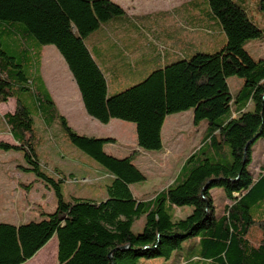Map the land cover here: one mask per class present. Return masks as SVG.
Listing matches in <instances>:
<instances>
[{
    "label": "trees",
    "instance_id": "16d2710c",
    "mask_svg": "<svg viewBox=\"0 0 264 264\" xmlns=\"http://www.w3.org/2000/svg\"><path fill=\"white\" fill-rule=\"evenodd\" d=\"M207 2L226 36L220 49L170 62L108 95L105 74L85 39L124 14L118 3L0 0V103L15 100L14 111L6 112L3 120L16 141H0V149L21 151L26 165L17 167L34 172L56 198L55 210L42 212L39 220L0 222V264H23L53 235L57 264L168 259L189 238L193 241L184 264H264V163L256 180L248 169L254 143L264 138V59L254 60L244 48L247 40L263 38L264 32L248 19L238 0ZM45 45H53L63 58L88 115L104 124L112 118L132 122L137 145L160 150L166 116L192 109L193 123L206 127L198 151L204 146L210 151L188 168L185 178L178 177L150 200H138L130 184L145 177L131 156L107 154L103 147L113 138L78 134L58 111L40 75ZM231 76L242 79L236 94L229 88ZM31 107L44 129L57 121L71 144L112 175L106 199H64L63 178L41 169ZM54 172L60 174L59 169ZM214 187L222 188L230 200L220 216L215 213ZM182 206H192L191 213L173 220L170 210ZM142 214L144 226L134 233L133 221ZM253 225L259 229L255 241L249 236ZM195 239L198 248L193 249Z\"/></svg>",
    "mask_w": 264,
    "mask_h": 264
},
{
    "label": "rangeland",
    "instance_id": "374dc122",
    "mask_svg": "<svg viewBox=\"0 0 264 264\" xmlns=\"http://www.w3.org/2000/svg\"><path fill=\"white\" fill-rule=\"evenodd\" d=\"M129 13L144 14L159 10H168L166 14H158L151 19L154 27L165 29L176 22L179 23L183 15L188 14L189 26L203 22L214 31L215 45H205L206 52L220 49L226 36L213 18L207 0H119ZM246 9L248 19L261 28L264 32V0H238ZM148 23V22H147ZM184 23V19H183ZM110 25V24H109ZM89 44V38L86 41ZM244 48L254 60L264 59V37L249 39L244 43ZM202 49V48H201ZM42 76L56 102L59 112L69 121L68 124L78 134L93 137L113 136L112 144L104 145L107 154L117 158L131 156V162L142 172V181L130 184L133 195L138 199L150 200L162 189L170 185L175 179L185 178L188 168L198 164L204 152H209V146L200 147L202 129L195 131V124L191 119L192 109L184 114L175 113L167 115L162 127V148L160 150H144L137 145L135 126L132 122L114 118L109 124H93L86 120L82 114L83 106L79 94L73 86L72 76L64 60L53 45H45L42 51ZM150 67L141 69L146 72ZM141 77L123 79L119 84V91L137 83ZM232 94L239 90L242 79L237 76L228 78ZM75 85V84H74ZM111 90V89H110ZM118 92V91H117ZM79 96V98H78ZM14 100V99H13ZM81 103V108L79 106ZM32 106V105H31ZM252 106L248 107L252 110ZM34 135L40 139L36 143V152L43 172L52 177L63 178L61 190L66 200L76 198L100 200L107 198V186L113 180L112 175L92 157L71 144L63 134L60 124L55 121L50 128L44 129L41 118L33 108ZM2 111V110H0ZM85 113V112H84ZM90 117V116H89ZM176 121V122H175ZM5 129L0 116V130ZM0 133V141L9 137ZM252 162L248 169L256 176L264 163V140L258 139L253 145ZM225 154L229 156V146H224ZM198 151V152H197ZM195 152V156L188 159ZM185 161V162H184ZM184 163V164H183ZM17 164L26 165L21 151L0 149V222L21 224L29 220H39L42 212H53L56 207V198L53 190L37 177L32 171H25ZM59 169L60 174L54 170ZM25 183L28 187L22 186ZM215 213L220 216L225 204L230 200L225 196L222 188L212 189ZM192 211V206L174 207L170 210L173 220L184 218ZM252 211V210H251ZM145 223V214L135 218L132 231L138 233ZM259 229L256 225L251 227L249 236L256 240ZM191 238L182 243V248L187 251ZM53 246L51 244L33 261L26 264H54ZM154 261V260H148ZM143 264H152L143 262ZM156 264V263H154ZM158 264H161L159 262Z\"/></svg>",
    "mask_w": 264,
    "mask_h": 264
},
{
    "label": "crops",
    "instance_id": "0c3cea01",
    "mask_svg": "<svg viewBox=\"0 0 264 264\" xmlns=\"http://www.w3.org/2000/svg\"><path fill=\"white\" fill-rule=\"evenodd\" d=\"M112 1L118 3L123 8L124 14L120 17L114 18L111 21L103 24L98 30L92 32L87 37L89 38V44L86 42L87 38L85 39V42L89 50L91 51L92 56L94 57L97 64L100 66V68L105 74L107 81L108 95L114 94L117 91H119L117 89L121 87L119 86V84L122 82L123 79L130 80L136 78V76L138 77L140 76L141 78L137 80L139 82L144 77H146L147 74H149L152 70L162 67L170 62L179 60L181 58H188L190 55H192L197 51H204L205 45L211 46V44L215 45L216 43L214 39L213 29H211L209 26H205L203 22L189 26L187 13L185 17H183L182 15L181 17L182 20H180L179 23L176 22L174 25L168 28L159 29L157 27H154L156 25H154V20L151 22V19L157 16L158 14H166L168 10H159L144 14H136V13L132 14L129 13L126 10V8H124L123 4L119 0H112ZM183 19H184V23H183ZM43 48L44 46L42 47V51ZM42 57L43 55L41 54L40 75L56 105V102L50 92V89L47 83L45 82L44 77L42 76V72H41ZM144 66L145 67L148 66L150 68H148L146 72L139 73L141 72V69L144 68ZM73 81L74 79L72 77V82ZM73 86L74 87L76 86L75 81L73 83ZM75 88H77V86ZM76 92L77 94H79L78 88L76 89ZM79 106L81 108L83 104L81 106V103H79ZM14 109H15V100H13V98H9L6 102L0 103V110H2L0 111L1 119L3 120V115L6 112H13ZM187 111L180 112V114L182 115ZM82 114L86 120L87 119L90 120L93 124L99 122L92 116L88 115L85 109L83 110ZM190 116L191 119L193 120L192 112ZM112 120H114V118L110 119L108 123H105V125L109 124ZM3 122L5 129L0 130V133L7 134L6 137L9 136L5 138L4 142H8L10 144H16V141L13 139L4 120ZM67 122L69 121L67 120ZM99 123L104 124L101 122ZM194 128L195 131H197L198 129V133L200 129H202V135L200 140V144H201L206 127L204 124H202L197 126L195 125ZM161 133H162V128H161ZM106 137L114 138L113 136H106ZM262 140H264V138H262ZM113 142L106 143L105 145L112 144ZM252 156H253V148H252ZM253 177L256 180L258 175L256 176L254 175ZM101 200L103 199L94 200V201L99 202ZM49 244L53 246V256L55 258L54 264H57L56 235H53L50 238V240L34 254L33 257H31L23 264L31 262L35 258H37L48 247ZM195 248H198L197 239H195V243L193 244V249ZM187 253L188 251H184V249L182 248L181 250L174 252L168 259L154 258L152 259L154 261L142 260L141 262L142 264L143 262H151L152 264L154 263L158 264L159 262H161V264H184L185 256Z\"/></svg>",
    "mask_w": 264,
    "mask_h": 264
}]
</instances>
